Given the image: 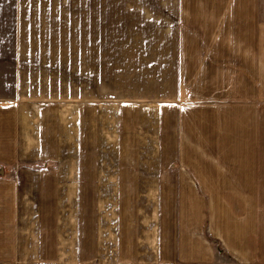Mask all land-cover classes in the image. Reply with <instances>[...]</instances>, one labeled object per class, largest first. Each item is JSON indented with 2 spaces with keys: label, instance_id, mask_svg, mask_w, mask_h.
<instances>
[{
  "label": "crops",
  "instance_id": "obj_1",
  "mask_svg": "<svg viewBox=\"0 0 264 264\" xmlns=\"http://www.w3.org/2000/svg\"><path fill=\"white\" fill-rule=\"evenodd\" d=\"M66 6L76 23V0H0V28L16 46L0 54V126L14 122L22 92L17 46L34 42L26 30L64 28ZM77 12L91 30H121L112 37L121 54L106 60L139 64L121 67L112 100L89 101L100 111L89 114L88 141L101 137L94 122L111 123L112 143L94 152L107 163L90 171L121 190L118 264H264V0H88ZM85 124L79 117L80 139ZM9 243L0 264L48 263L34 255L40 247L26 257Z\"/></svg>",
  "mask_w": 264,
  "mask_h": 264
},
{
  "label": "rangeland",
  "instance_id": "obj_2",
  "mask_svg": "<svg viewBox=\"0 0 264 264\" xmlns=\"http://www.w3.org/2000/svg\"><path fill=\"white\" fill-rule=\"evenodd\" d=\"M83 1L88 0H76V23L69 21L66 6L64 28L26 30L34 42L17 46L21 63L17 69L24 82L19 85L22 92L16 101V118L13 125L2 121L0 126V243L20 244L19 249L26 251L19 255L26 257L38 246L34 255L46 264H118L114 218L121 190L108 187L104 172L90 171L100 164L104 169L107 163L94 152L95 143L101 145L100 153L104 144L112 143L109 138L104 142L103 129L111 123L102 120L101 130H96L94 122L92 129L101 137L88 141L89 114L94 116L99 110L90 108L89 101L112 100L111 91L120 90L121 67L131 73L139 64L104 58L110 51L120 56V45L112 37L119 41L121 30H91L78 18ZM12 33L0 28L1 55L16 51L10 44ZM106 36L108 40L100 44L99 37ZM79 117L86 123L81 139L76 131ZM128 192L132 201L136 190ZM195 193L208 198L200 187ZM207 239L219 254L232 257L219 239L208 234ZM53 244L55 249L49 247ZM16 256L14 250L12 262ZM5 257L0 252V258Z\"/></svg>",
  "mask_w": 264,
  "mask_h": 264
}]
</instances>
